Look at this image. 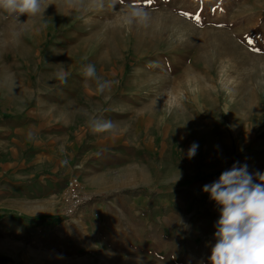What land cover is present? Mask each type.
I'll use <instances>...</instances> for the list:
<instances>
[{
    "label": "rangeland",
    "instance_id": "rangeland-1",
    "mask_svg": "<svg viewBox=\"0 0 264 264\" xmlns=\"http://www.w3.org/2000/svg\"><path fill=\"white\" fill-rule=\"evenodd\" d=\"M50 2L29 19L0 12V180L19 162L25 181L56 183L66 219L69 201L70 217L83 219L70 254V230H45L54 225L48 211L26 213L46 221L42 230H25L23 249L7 246L0 257L208 264L220 212L203 186L234 164L247 165L254 182L264 173V0H138L151 18L131 30L111 10ZM88 64L112 82L103 94L85 84ZM105 120L114 128L94 133L92 122ZM129 201L136 208H113L104 230L103 208Z\"/></svg>",
    "mask_w": 264,
    "mask_h": 264
},
{
    "label": "clouds",
    "instance_id": "clouds-1",
    "mask_svg": "<svg viewBox=\"0 0 264 264\" xmlns=\"http://www.w3.org/2000/svg\"><path fill=\"white\" fill-rule=\"evenodd\" d=\"M68 8L87 11L111 10L115 13L118 27L131 30L134 26H147L151 14L140 6L138 0L123 5V0H61ZM53 5L50 0H0V12L18 21L21 15L29 18L43 15ZM113 23V21H109ZM85 84L89 80L96 83L97 94H103L112 86L111 81L97 75L93 64L82 70ZM65 81L66 74H61ZM94 133L108 132L114 128L110 120L93 121ZM198 144L193 143L188 149V157L196 155ZM259 182H254L247 165L234 164L223 171L218 180L203 186L210 200L219 208V219L215 223V244L211 247L208 264H264V173H257ZM179 178L176 180L178 181ZM175 181V182H176Z\"/></svg>",
    "mask_w": 264,
    "mask_h": 264
},
{
    "label": "crops",
    "instance_id": "crops-1",
    "mask_svg": "<svg viewBox=\"0 0 264 264\" xmlns=\"http://www.w3.org/2000/svg\"><path fill=\"white\" fill-rule=\"evenodd\" d=\"M4 156L5 153L0 152V164L4 165ZM26 172H24V168H21L19 162H16L14 166L8 169L6 176H4L0 180V243L8 242L12 245L18 246L20 249L25 245V230H42V227L38 225V223H46L38 220H26V213H30L31 215L36 213H41L44 211H48L47 215L50 214L51 222H53V226H48L45 230H70V254L73 248V236H74V224L81 223V219H83L80 215L65 218L63 214L59 211V203L52 197V194L55 190H57L56 183L52 181L51 178H37L30 181H25ZM36 176V175H34ZM61 183V181H60ZM136 201L130 202L127 205L128 207H117L114 206L113 202H109L106 208H103V213H108V216L102 220L104 230H109L112 227V219L114 211L113 208L117 210H123L127 208H136L134 205ZM42 214V213H41ZM85 214L86 213H81ZM182 215V214H181ZM78 219H77V218ZM47 219V220H48ZM46 220V218H45ZM61 220V221H60ZM49 221V220H48ZM33 238L35 232L32 234ZM84 239L90 245V234L89 232L85 235ZM42 246L43 249L53 248L50 244H38ZM21 246V247H20ZM5 248H0V251L7 252L8 250ZM23 249V248H21ZM92 250V249H91ZM18 257V253L15 254ZM2 261L0 264H7L8 256L0 257ZM15 264L18 262L15 259H12Z\"/></svg>",
    "mask_w": 264,
    "mask_h": 264
},
{
    "label": "bare ground",
    "instance_id": "bare-ground-1",
    "mask_svg": "<svg viewBox=\"0 0 264 264\" xmlns=\"http://www.w3.org/2000/svg\"><path fill=\"white\" fill-rule=\"evenodd\" d=\"M86 199V196L85 197H83V199L81 198L80 200H79V202H78V204L79 203H81V202H83L84 200ZM69 208H70V206H68ZM71 209H74V207L73 206H71ZM12 244H10V243H8V242H3V243H0V248H5L6 246H11ZM13 247H15V248H19L18 246H16V245H12ZM21 247V246H20ZM21 248H23V247H21ZM38 261V260H37ZM38 262H40V261H38Z\"/></svg>",
    "mask_w": 264,
    "mask_h": 264
},
{
    "label": "built area",
    "instance_id": "built-area-1",
    "mask_svg": "<svg viewBox=\"0 0 264 264\" xmlns=\"http://www.w3.org/2000/svg\"><path fill=\"white\" fill-rule=\"evenodd\" d=\"M74 184L75 185H78V183H76V182H74ZM77 202H79V201H77ZM82 203V202H81ZM80 204V203H79ZM67 206H70V208L68 207V209H70V212L69 213H66V215L68 216V217H70L72 214H73V211H75V209H76V205H73V203H70V201H69V203H68V205ZM71 206H73L74 207V209H71ZM77 210V209H76Z\"/></svg>",
    "mask_w": 264,
    "mask_h": 264
},
{
    "label": "snow or ice",
    "instance_id": "snow-or-ice-1",
    "mask_svg": "<svg viewBox=\"0 0 264 264\" xmlns=\"http://www.w3.org/2000/svg\"><path fill=\"white\" fill-rule=\"evenodd\" d=\"M149 2H150V0H149Z\"/></svg>",
    "mask_w": 264,
    "mask_h": 264
}]
</instances>
